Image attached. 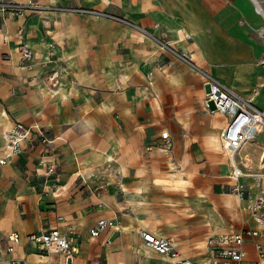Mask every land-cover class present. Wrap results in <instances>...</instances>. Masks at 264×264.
<instances>
[{
	"label": "crops",
	"instance_id": "1",
	"mask_svg": "<svg viewBox=\"0 0 264 264\" xmlns=\"http://www.w3.org/2000/svg\"><path fill=\"white\" fill-rule=\"evenodd\" d=\"M0 1L25 4L32 0ZM255 2L261 8L264 0H163L161 6L164 13L170 16L166 19L169 26H179V30L173 31L178 40L173 47H179V50H174L187 57L190 54L188 58L205 68L206 74L264 112V20L255 10ZM262 17L264 19V15ZM17 18L19 16L0 14V123L3 128L0 134V159L9 150L4 135L13 124H39L45 128L51 142L38 143L34 148L26 149L22 155L8 158L6 165L0 167L2 264H9L11 258H25L33 264H63L60 256L45 258L40 255L25 237L51 230L65 233L70 226L75 229L74 243L79 250L73 264H87L90 259L102 254L105 256L103 264H136L138 261H142V264L166 263L167 260L144 245L139 235L141 230L172 240L181 257L193 264H196L194 258H200L202 253L206 264H210L211 251L207 243L212 238L246 231L264 234V226L233 230L217 227L208 218L218 213L214 203L229 207L231 195L205 200L202 195L204 188L197 179L200 171L210 170L211 186L208 185V188L213 189L218 185L220 190L230 191L231 169L219 144V135L227 118L203 110L201 75V79L192 77V85L202 111L210 117L205 120L203 131H187L185 123L178 124L181 129L179 136L168 134L156 141L171 140L172 150L167 155L160 146H153L155 142H150L153 137L152 125L156 123L154 119L159 121L155 108L162 106V102L152 99L153 111L145 116V121H137L134 114L136 107L127 99L129 94L124 98L127 100L125 105L118 102L123 96L113 88L115 83H121L120 76L116 78L119 60H105L87 54L72 56L65 59L63 74L55 68L54 64L58 63H52L49 56H45L47 47L44 44L24 40L37 17H31L26 23L17 21ZM19 29L25 30L24 39L19 37ZM23 46L34 55L30 67H25L21 62L20 49ZM32 48L41 54L40 61ZM162 54H158L157 58ZM164 55L171 59L168 53ZM152 56L145 60L148 65L156 60ZM3 58L7 61H3ZM176 63L184 65L174 62L164 72L155 74L152 88L158 77L164 80L160 83L162 87L169 88L170 82L186 85L187 72L184 69L178 75H173ZM142 64L138 63L139 66ZM135 68L138 73L137 65ZM54 77L57 78L56 84L49 82ZM195 103V100L178 101L176 107H192L197 105ZM169 113V110L161 111L162 122ZM121 121L125 127H122ZM177 154L181 156L178 165L174 162ZM154 155L160 160L159 164H153ZM192 155L204 156L205 159L191 163ZM207 158L220 161L209 163ZM238 159L244 165L245 177L240 182L247 190L246 200L248 197L252 199L253 192L264 196V129L253 142L241 149ZM50 166H54V174L46 177ZM22 170H25L24 175ZM107 170L115 171L118 180L119 190L114 189L113 199L106 195H95L91 189L96 182L92 178L93 172ZM153 171L166 175L151 176L147 184H137L136 175L144 176V172L151 175ZM42 178L46 180L45 184ZM14 182L18 190L15 195L9 192ZM197 183L201 186L197 187ZM172 184H177L179 190L167 188ZM35 188L43 192H36ZM47 192L52 196L42 198L40 194ZM152 197L159 205V214L154 218L147 215L142 201L134 209L136 198L147 203ZM41 199L55 203V210L49 214L40 211L36 216L54 215L50 218L51 226L44 227V220H40V223L29 227L25 219L39 207L37 204ZM263 215L264 209L261 218ZM100 220H113L115 228L107 229L93 238L90 230ZM254 222L256 225L260 223ZM158 226H162L164 232ZM13 233L19 234L21 240L14 253L7 254L6 239ZM178 234H191L193 241L178 237ZM257 243L264 246V238H245L241 248L244 264H254L256 261ZM140 244L146 249H140ZM96 260L91 264H98Z\"/></svg>",
	"mask_w": 264,
	"mask_h": 264
},
{
	"label": "rangeland",
	"instance_id": "2",
	"mask_svg": "<svg viewBox=\"0 0 264 264\" xmlns=\"http://www.w3.org/2000/svg\"><path fill=\"white\" fill-rule=\"evenodd\" d=\"M162 1L163 0H32L29 3L17 4H31L33 7L30 10H26L27 12H25L23 16H19L16 20H21L23 23H26L31 17H37V19L34 25L29 27L26 38L23 36L25 30L22 31V29H19L17 33L19 37L25 38L24 40L28 39L31 43L35 41L38 44H44L47 47L45 56H49L52 63L57 62L58 64H54L56 66L55 68L57 71L63 72V74H65V71L62 69L66 68L65 59L68 57L87 54L94 57L97 55V57L105 60H119L120 63L118 69H116V78L120 76L121 83H115L113 91L122 94V100L118 102L123 105L127 102V100L124 99L126 98L125 96L129 94L127 99L136 107L134 114L137 117V121H145V116L153 111L151 106L152 99H159V101L162 102V106L159 108L154 107L155 111H157L159 121L154 119L156 123L152 125L151 130L153 137L150 139V142H155L153 146L157 147V145H160V142L156 143V141L160 140L162 136L168 134L176 137L179 136L181 129L178 124L185 123L186 127L184 128L187 131H203L205 120L210 117L202 111L199 105V97L194 93L192 85L193 76L201 79L200 75L202 73H207V71L194 59H192V61L189 59L193 67L185 63L184 65L176 63L174 66V68H176L173 72L174 76L178 75L182 69L187 72L185 75L187 81L186 85H178L174 82H170L172 84L169 88H167V86L162 87L160 83H162L163 79L158 77L154 88H152L155 74L164 72L165 69L168 67L170 68L174 62L183 64V62L172 57L171 59L165 58L164 54L167 53L161 51L159 48L164 44L173 50H179L177 49L179 47H173V44L178 41L177 38L174 37L173 31L179 30V26H169V21L166 19L170 16H167L162 10ZM5 3L13 4L8 2ZM261 9L264 15V3ZM28 12L33 13L30 14ZM262 16L260 15L261 19L264 20ZM12 20H14V18H12ZM32 50L37 59H39L38 61H40L42 58L41 54L33 48ZM160 53H163L162 56L157 58V55ZM151 56L156 58V60H153V62H150L148 65L145 60L147 57ZM188 57H190V54H188ZM3 61H7V59L3 58ZM138 63L143 64L139 66ZM135 65L138 67V73L136 72L137 68H135ZM147 75L152 76V84H149ZM52 81L56 84L57 78L54 77ZM184 100H195L197 102L195 104L197 105L186 108L176 107L178 101ZM163 110H169L170 113L162 122L161 111ZM162 123H164V126H162ZM137 124L136 122V125ZM121 125L125 127L122 121ZM2 130L3 128L0 123L1 135ZM1 143L0 138V146ZM165 154L170 155L167 152H165ZM196 155L190 157L191 163L194 161L201 162L203 160L204 156L202 158L196 157ZM180 157L179 154L175 155L174 162L176 161V165H178L177 161ZM207 160L209 163L212 161L209 158H207ZM213 161L216 163L220 160L214 159ZM159 162L160 160L154 155L153 164L156 165L159 164ZM21 173L24 175L25 170H22ZM93 175L92 178L96 181L95 184H93L94 186L91 187L93 193H95V195H106V197H111L113 199L115 195L114 189L119 188L117 186L118 180L116 172L107 170L106 172H93ZM142 175L144 176L136 175L138 185L147 184L151 176H153L152 178H156L165 176L166 174L153 171L151 175L145 172ZM210 175V170L202 169L197 178L205 189H202V195L206 198L205 200L208 201L210 197L222 199L224 194L231 195L229 207L219 206L217 203H214L218 213L215 216L208 217L212 223L217 227L233 230L264 226V215L260 223L256 225L254 222L255 217L249 209L251 202L257 196L255 192H253L254 194L252 195L254 196L251 200L248 197V200H245V202L239 201L229 190H220V186L218 185L214 186L213 189L208 188V185H210ZM43 181L45 184L46 180L43 179ZM223 181L224 180L221 182ZM197 184V187H199V185L201 186L200 183ZM167 188L179 190L180 187L177 184H172ZM16 191L18 190L14 182L9 192L15 195L14 193ZM34 191L39 193L43 192L40 191L39 188H35ZM122 191L124 192V189H122ZM137 192H140V190ZM89 193L91 194L92 192ZM217 194L219 195L216 196ZM40 195H42V198L47 195L52 196V194L48 192L41 193ZM224 198L228 199L226 196ZM153 200L154 197L150 198V200L148 199L149 202L144 203L143 200H137L136 198L134 209L137 208L141 204H139V202L142 201V204L146 206L147 210L145 211L147 215L150 216V218H154L155 215L159 214L157 210L159 209V205ZM37 205H39V207H37L35 211L29 213L27 218L25 217L27 221L26 224L29 227H33L36 222L40 223V220H44L42 221L44 227L49 228V226H51L50 218L54 215H43L41 218L36 216L39 215L40 211H46L49 214L51 211L55 210V203L41 199ZM204 220L210 223L209 220ZM187 225L190 224L188 223ZM158 227L164 232L162 226ZM67 228L75 232L72 226ZM166 236L169 235L167 234ZM177 236L193 241L191 234H178ZM262 237L264 238V234ZM138 247L142 250L146 249L142 244ZM136 252L138 256V249ZM202 254L203 256H200V258L199 256L194 258L196 264H206L205 255L204 253ZM95 258H97L96 261H98V264L104 263V254L98 255ZM95 258L90 259L87 264H91ZM136 264H142V261H138Z\"/></svg>",
	"mask_w": 264,
	"mask_h": 264
},
{
	"label": "built area",
	"instance_id": "3",
	"mask_svg": "<svg viewBox=\"0 0 264 264\" xmlns=\"http://www.w3.org/2000/svg\"><path fill=\"white\" fill-rule=\"evenodd\" d=\"M31 4L17 5L7 4L0 1V14L10 16H23L26 10L32 9ZM160 50L168 53L172 58L192 66L187 56H184L167 45H161ZM21 62L25 67H30L34 60L32 51L23 46L20 49ZM193 67V66H192ZM203 79V110L209 114H220L227 118V123L219 135L221 152L227 157L230 165L229 180L231 181L230 192L239 200L245 201L248 193L240 180L245 177L244 165L239 161L238 154L248 143L255 140L256 136L264 129V112L256 108L249 101H246L231 90L226 88L216 79L206 73L201 74ZM149 84H152V76L147 75ZM50 80L49 82H51ZM9 150L5 157L0 159V167L7 163V159L22 155L28 148H34L36 144H49L45 128L39 124L24 126L16 123L4 135ZM165 152L170 153L172 142L169 138L164 139L159 145ZM54 166H50L45 176L54 174ZM82 181L83 178H81ZM249 209L255 220L260 222L261 211L264 209V196L258 194L251 202ZM113 220H100L90 230V236L96 238L107 229H114ZM139 235L144 245L155 252L161 258L167 260L160 264H193L189 259L181 257L173 246L170 239L141 230ZM74 234L71 230L60 233L51 230L46 233L30 234L25 240L33 244L40 255L49 258L51 255L60 256L63 264H73V259L79 253L78 246L74 243ZM263 235L257 231H246L239 234L212 238L207 245L211 251L210 264H244V254L241 250L245 238H261ZM21 237L17 233L10 234L7 239L5 252L13 254L15 247L20 243ZM257 259L254 264H264V246L255 244ZM9 264H33L25 258H11ZM0 264L2 259L0 257ZM154 264V263H151Z\"/></svg>",
	"mask_w": 264,
	"mask_h": 264
},
{
	"label": "bare ground",
	"instance_id": "4",
	"mask_svg": "<svg viewBox=\"0 0 264 264\" xmlns=\"http://www.w3.org/2000/svg\"><path fill=\"white\" fill-rule=\"evenodd\" d=\"M255 4H256V2H255ZM258 5H259V4H258ZM258 5H256L257 9H255V10H256L258 13H260L261 15H263L262 12L260 11L261 8H260ZM256 7H255V8H256ZM259 8H260V9H259Z\"/></svg>",
	"mask_w": 264,
	"mask_h": 264
},
{
	"label": "water",
	"instance_id": "5",
	"mask_svg": "<svg viewBox=\"0 0 264 264\" xmlns=\"http://www.w3.org/2000/svg\"><path fill=\"white\" fill-rule=\"evenodd\" d=\"M256 5H258L257 3H256ZM260 9V8H259ZM260 11L262 12V10L260 9Z\"/></svg>",
	"mask_w": 264,
	"mask_h": 264
}]
</instances>
